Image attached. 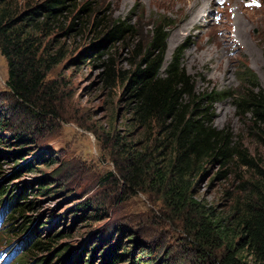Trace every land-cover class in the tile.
Listing matches in <instances>:
<instances>
[{"label": "rangeland", "instance_id": "1", "mask_svg": "<svg viewBox=\"0 0 264 264\" xmlns=\"http://www.w3.org/2000/svg\"><path fill=\"white\" fill-rule=\"evenodd\" d=\"M186 1L75 0L74 9L59 20L69 26L77 10L88 4L91 14L81 15L82 20L88 17V24L78 25L70 36L55 32L50 37L52 50L62 47L66 54L45 74L40 89L45 93L32 108L12 98L5 85L6 62L0 55V120L4 124L0 126V191L5 188L13 196L26 187L33 203L24 216L14 215L16 235L4 236L1 232L11 210L3 203L5 197L0 200V250L20 246V257L34 241L47 242L62 233L49 250L33 249L30 264H86L95 247L96 256L89 264H102L103 249L110 253L120 241L116 253L134 248V256H148L149 264H183L190 259L185 256L190 239L179 215L170 211L162 189L146 182L130 184L123 177L127 162L116 139L125 136L134 144L131 150L140 146L138 132L128 134L133 130L119 98L121 89L111 92L103 86L101 68L93 56H85V62L84 56L78 59L94 43L96 31L91 27L97 15L135 24L136 34L142 37L162 21L169 33L165 63L175 49L186 46L182 64L198 89L242 93L257 87L264 91V0H256L259 7H246L250 0H225L224 6L219 4L222 0L201 2L210 12L203 11V18L196 21L184 7ZM129 57V44L111 43L100 51L99 62L111 58L117 68H126ZM212 119L216 128L228 127L235 141L264 157L246 130L248 123L244 125L236 116L231 99L213 105ZM17 136L24 137L25 143H16ZM19 151L24 152L14 154ZM22 164L28 166L14 175ZM212 175L196 181L192 198L221 211L228 181ZM45 188L50 189L48 194L39 191ZM63 245L69 251L57 257Z\"/></svg>", "mask_w": 264, "mask_h": 264}, {"label": "trees", "instance_id": "2", "mask_svg": "<svg viewBox=\"0 0 264 264\" xmlns=\"http://www.w3.org/2000/svg\"><path fill=\"white\" fill-rule=\"evenodd\" d=\"M74 3L75 0H0V55L7 66L5 85L18 104L32 108L41 101L45 74L65 57L62 47L52 50L50 37L55 32L70 36L78 25L87 26L88 17L82 20L81 15L91 14L88 4L77 10L69 26L59 20L74 9ZM135 27L97 15L91 27L96 31L94 43L78 57L84 56L85 62V56H93L101 68L103 86L111 92L121 89L119 98L126 105L128 125L133 130L128 134L138 132V150L130 149L134 144L125 141V136L116 139L117 149L127 162L124 179L134 185H155L165 193L170 211L179 215L190 239L191 247L185 252L190 259L183 264H264V157L252 154L242 142L235 141L228 127L216 128L212 119L213 105L231 99L236 116L244 125L248 123L246 130L264 151V91L257 87L242 93L200 90L182 64L186 46L175 49L170 60L164 61L168 24L156 22L146 30L145 37L136 34ZM111 43L129 44L126 68H117L111 58L99 62L100 51ZM251 78L255 80L252 75ZM0 126H4L1 120ZM16 138V143L26 141L22 136ZM27 166L22 164L14 175ZM210 172L212 178L228 181L221 211L192 198L196 181ZM7 191H0V200L5 197L3 203L11 210L8 225L1 233L13 236L17 231L12 226L14 215L24 216L33 203L27 198L26 187L19 188L13 196H8ZM39 191L48 194L50 189ZM62 237L59 233L47 242L34 241L31 250L22 254L16 264H30L33 249L49 250L51 243ZM116 248L110 253L103 249L102 264H149L145 261L148 256H134V248L118 253ZM95 250L96 247L88 255L86 264L96 256ZM68 251L69 247L63 245L57 257ZM128 257L131 260L127 261Z\"/></svg>", "mask_w": 264, "mask_h": 264}, {"label": "bare ground", "instance_id": "3", "mask_svg": "<svg viewBox=\"0 0 264 264\" xmlns=\"http://www.w3.org/2000/svg\"><path fill=\"white\" fill-rule=\"evenodd\" d=\"M184 1V0H183ZM176 2V1H175ZM201 2H208V0H187L184 7L192 13L191 20H201L203 18V15L201 14L203 11L209 10L204 8V6H201ZM169 3V2H168ZM171 5V4H170ZM206 5V4H205ZM172 6V5H171ZM116 7V6H115ZM210 10L208 11L209 14ZM207 17V16H206ZM180 34V33H179ZM242 35V34H241Z\"/></svg>", "mask_w": 264, "mask_h": 264}]
</instances>
